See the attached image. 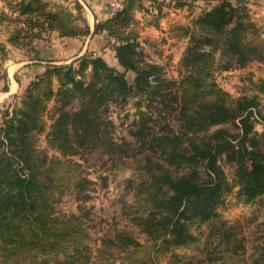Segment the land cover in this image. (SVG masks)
<instances>
[{
    "label": "trees",
    "instance_id": "obj_1",
    "mask_svg": "<svg viewBox=\"0 0 264 264\" xmlns=\"http://www.w3.org/2000/svg\"><path fill=\"white\" fill-rule=\"evenodd\" d=\"M139 1H124L112 18L96 24V30L116 37L112 47L122 70L89 52L68 64H50L30 81L12 105L11 115L4 113L0 264L89 260L88 233L74 214L55 215L56 196L75 190L81 198L88 197L90 181L81 177L78 162L68 157L97 147L104 153L119 147L108 130L114 123L105 113L111 103L133 97L138 115L129 134L138 143L137 152L146 155L150 177L138 194L144 214L137 213L134 221L151 240L153 253L173 252L195 242L188 223L209 220L212 224L205 235L209 246L203 248L205 256L198 264H264V222L251 259L243 256L244 236L224 221L213 222L224 195L233 188L243 201L264 205V105L259 95L264 93V80H248L252 93L232 97L215 79V73L249 62L264 65L263 40L248 38L258 31L249 9L242 0H214L211 8L193 18L192 27H182L189 38L180 61L181 77L176 80L166 76L163 66L145 60L134 34L122 33ZM170 1L167 4L172 5ZM21 11L34 9L28 5ZM46 18L52 29L61 23L56 15ZM36 25L44 29L42 23ZM74 32L60 30L64 35ZM129 70L135 73L131 81L125 77ZM1 78L5 80V75ZM142 97L146 110L140 108ZM50 101L51 123L45 138L59 158L50 157L35 143L36 134L45 130L43 115ZM258 120L261 131L255 129ZM222 162L231 167L232 178ZM101 244L119 245L124 251L140 245L126 232ZM172 258L179 261L175 253ZM138 263L145 264L143 259Z\"/></svg>",
    "mask_w": 264,
    "mask_h": 264
},
{
    "label": "rangeland",
    "instance_id": "obj_2",
    "mask_svg": "<svg viewBox=\"0 0 264 264\" xmlns=\"http://www.w3.org/2000/svg\"><path fill=\"white\" fill-rule=\"evenodd\" d=\"M39 2L37 3L35 0H0V54L4 57L10 53H16L15 56H19V53L30 50L31 42L38 37L36 34H43V31L49 29L47 26L49 21L46 18L48 14L56 15V22L61 20V23H55V28L65 32L74 31L69 26V18L71 22L73 20L69 9L72 6V0H65V3H56L55 1L54 5L44 0H39ZM242 2L248 7L250 17L258 28L256 35L253 36L249 33L248 38L262 39L264 47V0H242ZM171 3L173 7H177V12L174 13L173 22L169 25L171 28L165 35L168 38H146L148 42L142 50L146 61L157 62L156 64L163 66L167 77L178 80L181 77L179 73L181 57L189 38L181 28L192 27L191 22L195 15L211 8L216 2L214 0H171ZM175 4L178 5L175 6ZM28 5L34 11L23 13L21 9ZM38 7H41L40 11L36 10ZM39 22L47 26L45 30L38 25L35 26ZM6 40L9 43L8 47L5 44ZM74 64L77 65V61ZM2 74L4 72L0 70V77ZM134 76L133 71L129 70L128 73H125V77L129 81ZM88 78L86 77V79ZM215 79L232 97L240 96L243 93L251 94L248 80H264V65L256 61L249 62L243 68L215 73ZM53 85L57 87L55 80H53ZM21 94L8 103L0 105V126L5 118L4 113L7 112V116L11 115L12 105ZM259 95L264 105V93ZM136 101L137 97H133L125 103H111L105 113L114 123L108 130H110V136L114 143L116 142L119 147L115 146L116 149L106 153L97 147L85 154L78 151L77 154L68 157L78 162L81 177L90 181L86 189L88 197L81 198V195H77L75 190H66L63 194L56 196L55 215L74 214L81 220L88 233L89 239L86 244L90 248L89 260L84 264H139L138 260L140 259H143L145 264H184L187 262L198 264L197 260L205 256L203 248L209 246L205 235L212 224L211 221L188 223L197 240L177 246L173 252L159 254L153 253L151 240L134 221L137 213L144 214L141 212L144 205L142 206V202L138 199L139 189L145 182L150 181L149 170L146 168L148 165L145 160L146 155L137 152L138 143L129 134L131 122L138 115ZM139 101L140 108L146 110L144 98H139ZM52 104V101L48 103V108L43 115L45 130L36 134L35 143L50 157L59 158V153L47 146L45 138L51 123ZM176 126L177 124H175ZM261 126L259 120L255 122L257 131H261ZM222 166L227 176L232 178L231 167L224 162H222ZM236 191L237 188H233L224 195L223 204L218 207L217 218L213 222L217 224L224 221L234 227L233 231L244 236L246 247L243 256L251 259L253 245L260 235L261 223L264 222V205L259 204L258 201L245 202L239 198ZM118 232L130 234L140 245L137 248L130 246L127 251H124L119 245L104 246L101 244V241L114 238ZM149 252L152 254V260L148 261ZM173 253L177 254L179 261L172 258Z\"/></svg>",
    "mask_w": 264,
    "mask_h": 264
},
{
    "label": "crops",
    "instance_id": "obj_3",
    "mask_svg": "<svg viewBox=\"0 0 264 264\" xmlns=\"http://www.w3.org/2000/svg\"><path fill=\"white\" fill-rule=\"evenodd\" d=\"M44 1L53 5L55 1L65 3V0ZM72 1L69 9L73 20L71 22L69 18V26L75 31L73 34H60L59 28L48 27L43 34H36L38 37L33 39L27 52H21L19 56H15L16 53L5 57L0 54V70L5 75V80L0 79V105L15 99L48 65L68 63L87 52L101 56L110 66L122 70L112 47L115 42L112 38L116 37L110 36L106 30H96V24L114 16L109 12V0ZM176 10L177 7L167 4V0H140L131 11L132 20L122 28V33L134 34L143 49L148 42L146 38H168L165 35L171 28L169 25L173 22ZM69 16L71 17L70 13ZM47 26H44V30ZM5 44L9 46L7 40ZM4 85L7 86L6 89H3Z\"/></svg>",
    "mask_w": 264,
    "mask_h": 264
},
{
    "label": "built area",
    "instance_id": "obj_4",
    "mask_svg": "<svg viewBox=\"0 0 264 264\" xmlns=\"http://www.w3.org/2000/svg\"><path fill=\"white\" fill-rule=\"evenodd\" d=\"M123 3L124 0H109L108 7L110 14L115 15L123 7Z\"/></svg>",
    "mask_w": 264,
    "mask_h": 264
}]
</instances>
